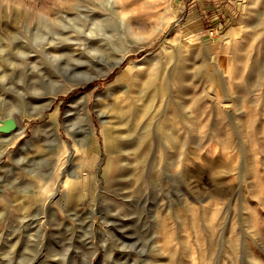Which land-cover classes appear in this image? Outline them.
I'll use <instances>...</instances> for the list:
<instances>
[{"label": "rangeland", "instance_id": "374dc122", "mask_svg": "<svg viewBox=\"0 0 264 264\" xmlns=\"http://www.w3.org/2000/svg\"><path fill=\"white\" fill-rule=\"evenodd\" d=\"M10 113L0 264H264V0H0Z\"/></svg>", "mask_w": 264, "mask_h": 264}, {"label": "bare ground", "instance_id": "6f19581e", "mask_svg": "<svg viewBox=\"0 0 264 264\" xmlns=\"http://www.w3.org/2000/svg\"><path fill=\"white\" fill-rule=\"evenodd\" d=\"M228 31V30H227ZM242 34V30L240 28L238 29H231L229 30L227 33H226V37L229 38L230 37V40H234L236 41V39H238ZM120 60H118L116 63L118 64ZM134 66H132L131 68H125L123 71L126 72L128 69H133ZM135 70V69H134ZM132 76V75H131ZM134 77V75H133ZM119 77H117L116 80H118ZM135 79V78H134ZM89 95V94H88ZM78 98V97H77ZM87 101L89 100V97L87 96ZM85 98V99H86ZM81 100V99H80ZM79 100V101H80ZM78 101V100H77ZM76 101V102H77ZM86 101V100H85ZM101 102H105L104 99L102 100V97H101ZM84 104H87V102H84ZM77 106V105H76ZM87 106V105H86ZM83 109V108H82ZM87 110V109H86ZM84 111V110H83ZM89 111V110H88ZM87 111V112H88ZM57 114V111H55L53 114H52V117L55 118V115ZM6 115V114H5ZM14 116L12 115L11 116V113L10 114H7L6 117L3 116V119L0 120V137L3 136V139L6 137V140L5 141H8V140H11L12 137L14 135H16L17 133V129H19L18 127H16V133L15 131H13L12 129H14V120L15 122L17 123V118L15 119V117L13 118ZM52 118V120H53ZM21 130V129H20ZM104 134V131L102 132ZM105 135V134H104Z\"/></svg>", "mask_w": 264, "mask_h": 264}]
</instances>
